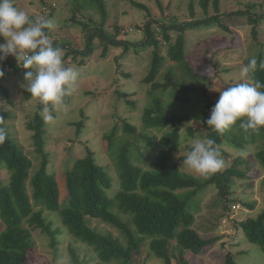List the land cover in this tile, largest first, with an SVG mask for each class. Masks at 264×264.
Listing matches in <instances>:
<instances>
[{"label":"trees","instance_id":"16d2710c","mask_svg":"<svg viewBox=\"0 0 264 264\" xmlns=\"http://www.w3.org/2000/svg\"><path fill=\"white\" fill-rule=\"evenodd\" d=\"M207 1L200 0L204 13ZM76 2L71 20L82 28L85 52L66 51L64 60L77 53H82L83 57L90 55L94 49L92 44L95 38L102 43L104 54L109 45L121 47L124 53L129 50L130 44L117 41V32L111 37L104 31L108 16L106 0ZM130 3L137 9L147 10L142 4L134 1ZM52 6L43 5L42 8L50 12ZM263 7L262 3L247 4L245 10L229 15L244 16L251 22L250 35L257 46H261L258 35L262 33L264 26ZM215 9L218 10L216 6ZM90 10L99 16L98 23L92 21L89 15L85 21L77 19V14ZM51 14L48 13L46 17L49 18ZM212 23H217L223 31L230 32L229 27L223 24L217 15L173 27L177 32L174 41L168 34L170 27L157 24L163 40L168 43L166 56L156 51L159 42L154 38L152 27H145L146 41L141 43V46L152 45L154 50L148 75L144 79V83L150 84V103L143 108L139 117L141 132L138 133L137 128L126 119L120 118L121 134H118L119 127L116 124L103 139L106 141L105 153L113 161L116 176L117 189L113 196L108 195V191L113 188L112 179L88 149L83 157L74 160L67 167L62 189L58 186L54 175L49 173L47 168L49 162L44 151L43 130L45 120L40 113H34L33 118L26 123L27 130L31 132L34 152L39 160L35 170L31 158L11 139L4 121L0 122V126L5 127L7 131V139L0 143V174L4 172L7 175L5 181L0 178V264H27L28 255L35 252L32 233L25 224L48 236L51 248L57 249V236L61 231L58 228L53 229V223L45 213L56 215L65 232L75 242L85 245L95 253L96 264H146L151 257L161 264H171V259L174 258L171 253L173 250L196 256L213 243L212 240L202 239L192 229L199 196L209 187H214L218 196L222 197L223 209L227 211L226 203L231 200L225 196L230 194L233 179H243L247 175L244 170H238L242 162L235 159L231 167L205 179L182 172L173 163V155L183 141L189 144L196 138L214 139L220 146L221 158L227 155L223 149L224 144L243 150L257 143L258 150L254 158L264 170V128L245 133L239 127L238 121L231 129L218 134L205 123L217 101L210 90L189 83L183 76L186 74L196 79H204L207 86L210 82L207 78L195 75L194 68L188 64L183 33L187 29ZM86 37H89L88 40ZM67 49L72 50L69 47ZM255 58L259 65L264 61V52H258ZM167 61L177 69L170 67L167 72L161 73L163 64ZM82 62L83 60L79 63ZM6 66L11 67L13 73L18 72V67L13 61H2L0 69L3 70L4 76L0 79V90L5 94L7 90L4 82L10 74L5 70ZM255 76L264 84V69L258 67ZM195 93H200L203 105L197 110H188L186 105L191 103ZM163 96L170 98L168 104H162ZM30 97L26 92V99ZM166 105L173 112L163 111ZM4 116H7V113L0 109V117ZM195 125H198L201 131L196 132ZM152 131H161L162 134L158 136ZM189 149L190 147H187V150ZM149 156H152L150 168L145 170L141 164ZM61 193L63 196L60 200ZM238 202L243 204V201ZM244 205L252 209L251 205ZM90 220H99L117 229L123 236L124 243L111 234H101L91 228ZM233 223L235 230L238 228L249 244L264 251V210L256 218H246L237 225ZM70 254L72 263L79 264L75 251L71 250ZM224 262L234 264L230 255H226Z\"/></svg>","mask_w":264,"mask_h":264},{"label":"rangeland","instance_id":"374dc122","mask_svg":"<svg viewBox=\"0 0 264 264\" xmlns=\"http://www.w3.org/2000/svg\"><path fill=\"white\" fill-rule=\"evenodd\" d=\"M130 1L144 5L147 10L137 9ZM14 3L18 9L24 10L32 18L47 16L51 12L49 18L57 25L55 30L49 32L53 43L61 45L64 53L76 50L85 52V36L82 28L71 20L73 7L77 4L76 0H44V2L14 0ZM259 3L264 4V0H208L204 13L200 0H106L108 16L104 31L111 37L117 32L115 36L117 41L127 42L130 48L124 53L121 47L109 45L104 54L102 43L95 38L92 44L94 49L90 55L83 57L82 53H77L74 54L75 57L72 55L64 60L66 66H75L79 70L76 90L67 98V107L53 110L54 120L45 121L43 128L44 151L48 155L49 162L48 172L54 175L58 186L62 189L67 167L74 160L83 157L88 149L94 154L97 163L107 170L113 181V188L108 191V195L113 196L117 189L113 161L105 153L106 141L103 139L110 134L116 124L119 127L118 134H121L120 118L126 119L137 128L138 133L141 132L139 117L143 108L150 103L148 96L150 84L144 83V79L148 75L154 50L152 45L141 46V43L146 41L147 25L152 27L155 32L154 38L159 42L156 51L166 56L168 43L163 40L157 24H166L170 27L168 34L174 41L177 32L173 27L214 15L220 17L221 22L229 27V33L223 31L217 23L187 29L183 33L188 64L194 68L195 75L207 78L210 82L207 86L204 79H196L186 74L183 76L189 83L210 90L215 101H218L220 91L239 81L242 65L255 57L258 52H264V26L262 33L258 35L261 46H257L251 39V22L244 16H229L233 13L238 14L239 10H245L247 4ZM43 5L53 6L49 12L42 8ZM262 10L264 12V7ZM88 15L92 21L98 23L99 16L92 10L77 14V19L85 21ZM88 38L86 37L87 40ZM3 42L0 38V43ZM67 47L72 50H68ZM81 60L83 62L80 64ZM170 67L172 66L167 61L163 64L161 73L167 72ZM172 68L177 69L175 66ZM7 71L10 73L4 82L7 94L0 90V109L7 113L3 121L11 139L31 158L35 170L39 160L34 152L31 132L27 130L26 123L33 118L34 113L42 115L43 105L32 96L26 99L24 69H18L16 73H13V70ZM202 101L200 93H195L186 108L197 110L203 105ZM169 102L170 98L163 96L162 104ZM163 111L173 112L167 105ZM77 124L81 126L78 127ZM195 131H201L198 125H195ZM152 132L158 136L162 134L161 131ZM187 147H191V141L189 144L185 141L181 143L172 161L182 172L201 177L183 166ZM223 149L227 155L222 157L224 167L221 170L231 167L235 159H238L242 162L238 170H244L247 175L243 179H233L230 194L225 196L231 200L226 203L227 211L223 209L222 197L218 196L214 187H209L200 194L192 229L202 239L212 240L213 243L207 245L196 256L173 250L171 253L174 258L171 259V264H225L226 255L231 256L234 264H264V251L258 246L249 244L237 227L235 230L233 223L237 225L246 218H256L264 210V170L254 158L258 144L249 145L243 150L224 144ZM151 160L152 156H149L141 167L145 170L149 169ZM0 178L5 181L7 175L1 172ZM238 201H243V204H239ZM244 204L251 205L252 209ZM45 215L51 219L53 229L58 228L61 231L57 236L58 247L53 250L48 236L39 229H33L25 224L35 242V252L28 255L27 264H73L71 250L75 251L79 264H96L95 253L85 245L75 242L65 232L56 215L48 213ZM89 226L101 234H111L124 243L120 232L110 225L99 220H90ZM146 264H161V262L151 257Z\"/></svg>","mask_w":264,"mask_h":264},{"label":"clouds","instance_id":"9594fccd","mask_svg":"<svg viewBox=\"0 0 264 264\" xmlns=\"http://www.w3.org/2000/svg\"><path fill=\"white\" fill-rule=\"evenodd\" d=\"M56 23L44 16L32 18L15 6L14 0H0V62L12 56L24 69L25 90L41 105L43 119L54 120L53 110L65 109L66 99L74 94L80 73L75 66H66L64 49L54 46L49 32ZM258 65L255 57L242 65L237 83L220 91L206 125L218 134L239 127L249 133L264 128V84L256 79ZM4 72L0 69V79ZM3 118L0 117V122ZM7 139L5 127L0 126V143ZM244 153H242L243 155ZM183 166L207 179L224 167L220 146L212 138H196L183 159Z\"/></svg>","mask_w":264,"mask_h":264},{"label":"built area","instance_id":"2783aa9c","mask_svg":"<svg viewBox=\"0 0 264 264\" xmlns=\"http://www.w3.org/2000/svg\"><path fill=\"white\" fill-rule=\"evenodd\" d=\"M6 59H7L9 62L13 61L14 64L17 66V63H16L15 59H14L12 56H8ZM17 67H18V66H17ZM8 68H10V69H8ZM18 69H21V68L18 67ZM6 70H13V69H12L11 67H9V66H6Z\"/></svg>","mask_w":264,"mask_h":264}]
</instances>
